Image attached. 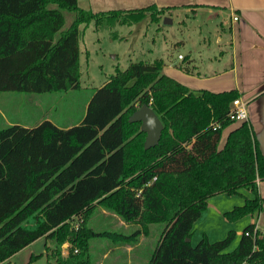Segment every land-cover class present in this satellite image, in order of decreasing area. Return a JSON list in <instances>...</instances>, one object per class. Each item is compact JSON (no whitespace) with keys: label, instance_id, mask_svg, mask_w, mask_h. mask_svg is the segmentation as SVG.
Segmentation results:
<instances>
[{"label":"trees","instance_id":"1","mask_svg":"<svg viewBox=\"0 0 264 264\" xmlns=\"http://www.w3.org/2000/svg\"><path fill=\"white\" fill-rule=\"evenodd\" d=\"M173 10L151 5L95 13L82 9L79 0H0V92L78 89L83 25L112 28L148 16L158 22ZM66 12L74 20L62 30ZM165 64L155 59L117 68L94 90L78 124L1 128L0 264L40 238L56 244V260L48 264H87L92 239L115 235L89 227L97 207L145 230L163 224L148 264H264V228L256 223L244 227L231 251L234 230L215 242L205 235L192 246L193 226L215 195L245 189L255 196L227 211L228 220L261 214L264 155L249 120L239 122L220 145L224 130L238 123L231 107L241 93L192 90L167 76ZM187 64L183 58L179 68L188 72ZM144 104L164 125L151 149L144 147L141 123L129 121ZM66 242L71 248L64 257Z\"/></svg>","mask_w":264,"mask_h":264},{"label":"rangeland","instance_id":"2","mask_svg":"<svg viewBox=\"0 0 264 264\" xmlns=\"http://www.w3.org/2000/svg\"><path fill=\"white\" fill-rule=\"evenodd\" d=\"M83 4L84 2L81 1L80 6ZM65 15L66 22L62 30H66L74 20L73 13L66 12ZM183 15L184 13L173 11L172 17H167L172 19L171 22H165V17L158 22L151 21V17L148 16L133 25L118 23L112 28H96L94 23L83 25L80 28L83 34L79 40L82 66L81 87L68 92H52L51 94L0 92V130L18 123L30 128L44 121L53 122L62 128L78 124L85 116L86 103L94 90L108 81L117 68L125 70L136 62L153 63L155 59L168 62L172 58L177 59L179 54H187L190 44L185 42L190 37L196 39L199 31L196 30L194 20H189L190 23L186 26L182 24ZM208 16L209 14L205 12L198 20L209 22ZM87 51L89 52L88 60ZM228 129L224 130L223 136ZM261 182L260 188L264 192V181ZM254 197L252 192L243 189L239 195L218 194L210 198L207 210L193 226L192 246L194 247L205 235L210 242H215L225 239L228 233L234 230L237 236L229 246L228 251H231L238 245L244 227L256 223V227L262 230L264 206L261 214L247 215L240 220L231 221L225 217L227 211L236 206H243L246 198ZM90 218L89 227L99 233L111 231L115 235L111 237L100 235L92 239L87 264H97V260L102 258L105 247L125 246L127 243L133 245L141 238L143 241L138 251L139 262L142 263L144 258L148 261L155 251L163 230V224L151 225L145 230L138 224L126 223L116 214L102 207H97ZM33 224L34 221L31 220L29 225ZM55 247L53 240L40 238L30 247H25L18 252L11 264H48L49 257L50 262H54L56 259L52 255ZM70 248L71 245L68 242L63 244L61 253L64 257L70 255ZM124 253L128 257L129 253L126 250H118L113 253V256L117 254L125 257ZM32 255L36 258L30 263ZM85 257L88 258V256ZM121 260L123 262V259ZM105 264H109V261Z\"/></svg>","mask_w":264,"mask_h":264},{"label":"crops","instance_id":"3","mask_svg":"<svg viewBox=\"0 0 264 264\" xmlns=\"http://www.w3.org/2000/svg\"><path fill=\"white\" fill-rule=\"evenodd\" d=\"M81 1L84 2L83 6H80ZM151 5L158 8L174 7V12L184 13L182 24L186 26L194 20L199 31L196 39L190 37L185 42L190 44L187 54L178 55L185 56L189 71L179 68L183 60L172 58L165 61L164 73L192 90L207 89L215 93L236 90L241 93L239 99L246 104L248 120L264 155V0H79L82 9H90L95 13L134 10ZM205 12L209 14L210 20L200 22L198 18ZM235 17H238L237 21H234ZM238 125L239 122L227 128L221 147H224L229 133ZM261 185L260 181L259 194L264 196ZM142 241L143 238L133 245L127 243L125 246L103 248L102 258L97 260V264L108 261L109 264H148L150 259L147 261L144 257L143 262H139L138 251ZM118 250L128 251V257L125 253V257L117 254L113 256ZM14 256L2 264H11Z\"/></svg>","mask_w":264,"mask_h":264},{"label":"water","instance_id":"4","mask_svg":"<svg viewBox=\"0 0 264 264\" xmlns=\"http://www.w3.org/2000/svg\"><path fill=\"white\" fill-rule=\"evenodd\" d=\"M171 22V18H166L165 22ZM131 123H141V130L146 133V140L144 147L146 149L155 148L159 143L164 125L157 113L153 111L150 105L144 104L134 114L129 120Z\"/></svg>","mask_w":264,"mask_h":264},{"label":"built area","instance_id":"5","mask_svg":"<svg viewBox=\"0 0 264 264\" xmlns=\"http://www.w3.org/2000/svg\"><path fill=\"white\" fill-rule=\"evenodd\" d=\"M237 20L238 17H235L234 21ZM178 58L183 60V56L181 55ZM231 110H232V118H235L238 122L248 120V111L246 110V104L241 99L235 100L233 102Z\"/></svg>","mask_w":264,"mask_h":264}]
</instances>
